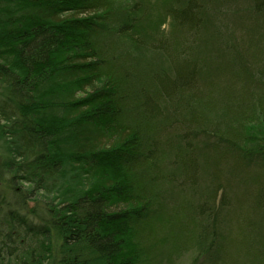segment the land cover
Listing matches in <instances>:
<instances>
[{"label": "trees", "instance_id": "1", "mask_svg": "<svg viewBox=\"0 0 264 264\" xmlns=\"http://www.w3.org/2000/svg\"><path fill=\"white\" fill-rule=\"evenodd\" d=\"M227 2L0 0V264H264V0Z\"/></svg>", "mask_w": 264, "mask_h": 264}, {"label": "rangeland", "instance_id": "2", "mask_svg": "<svg viewBox=\"0 0 264 264\" xmlns=\"http://www.w3.org/2000/svg\"><path fill=\"white\" fill-rule=\"evenodd\" d=\"M121 3H124L125 0H120ZM152 1V7L154 9V13L156 16H158V18L161 21H166L167 17L164 14V9L166 7V5L169 3V0H151ZM208 5H215L214 8L218 7L221 5V3L223 2H227L229 0H204ZM232 2L237 1V0H231ZM250 0H240V3L238 7H242L243 12L245 14H248V12L246 11V7H248ZM228 3V2H227ZM232 40L235 41V38L232 37ZM215 153L211 154V157L214 156ZM247 220V219H246ZM248 221V220H247ZM247 221H245L244 223L241 224L240 226V231L237 233L236 236H234L232 234V236L230 238H228L229 242L233 243L235 240L241 242L243 239H245V235H244V231H249L250 226L249 224L247 225ZM247 225V226H246ZM237 226V225H236ZM179 228L177 227H173L172 232H178ZM229 229H227V231L225 232L227 235L228 234ZM242 233H243V239H242ZM241 252L243 254L247 253L248 254V250H245L244 248H242ZM197 259V255L195 252H190V253H186L183 256H181L180 258H174L171 261L169 260H163L160 264H215L217 262L211 263L210 261H203V258H200L198 262H195ZM223 264V263H221Z\"/></svg>", "mask_w": 264, "mask_h": 264}, {"label": "bare ground", "instance_id": "3", "mask_svg": "<svg viewBox=\"0 0 264 264\" xmlns=\"http://www.w3.org/2000/svg\"><path fill=\"white\" fill-rule=\"evenodd\" d=\"M10 201H13L14 199L9 197L8 198ZM15 203V202H14ZM12 208L13 210L16 211V213L19 215V216H23L24 215V212H26L27 208L24 209V207H21L20 205H16V204H12ZM46 225H49L48 221L45 222ZM52 225V223L50 222V226Z\"/></svg>", "mask_w": 264, "mask_h": 264}]
</instances>
